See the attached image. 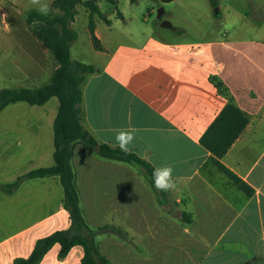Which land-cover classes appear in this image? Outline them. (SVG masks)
I'll return each instance as SVG.
<instances>
[{"label":"crops","instance_id":"0c3cea01","mask_svg":"<svg viewBox=\"0 0 264 264\" xmlns=\"http://www.w3.org/2000/svg\"><path fill=\"white\" fill-rule=\"evenodd\" d=\"M56 13L53 9L49 15ZM168 34L154 28L142 40L133 33L119 40L96 25L103 50H96L95 60L87 64L97 71L82 85V124L100 144L111 147L114 130L137 129L130 152L154 168L173 167L174 198L179 202L188 195L194 221L183 227L162 211L135 169L77 144L73 163L87 221L93 228L118 225L143 250L139 254L114 237H101L99 249L110 264H264V32L256 37L226 31L190 41ZM18 43L7 49V56L17 48V53L30 55V44L26 48ZM15 60L6 62L15 66ZM18 66L16 73L0 67V87L32 85L30 72ZM213 77L225 84L228 95L218 91ZM230 99L248 115L249 124L221 162L253 190L250 197L216 171L210 177L201 173L211 154L200 140ZM50 100L43 106L18 102L0 113V168H8L0 173V186L54 166V122L60 105L51 106ZM21 103L30 107L17 109ZM57 198L52 212L27 222V216ZM0 215L8 231L0 239V261L16 247L22 252L16 257H28L38 239L70 225L56 176L28 180L11 194L0 191ZM59 251L54 246L43 262L51 256L52 263L81 264L82 247L73 248L63 261Z\"/></svg>","mask_w":264,"mask_h":264},{"label":"trees","instance_id":"16d2710c","mask_svg":"<svg viewBox=\"0 0 264 264\" xmlns=\"http://www.w3.org/2000/svg\"><path fill=\"white\" fill-rule=\"evenodd\" d=\"M99 1L101 0H54L52 8L58 13L48 16L41 15L35 9L28 11L26 23L32 27L34 36L42 43V46L51 53L56 68L49 83L42 87L0 90V113L11 104L25 102L31 106H43L54 97L58 99L60 105L54 122V166L32 171L13 184L0 186V191L11 194L28 180L59 177L63 189V209L68 212L70 219L68 228L38 239L28 257H16L12 264H41L56 245L60 246L58 254L60 261L65 260L73 248L82 247L84 254L81 264H110L100 252L98 241L100 237H114L135 252L143 253L135 238L118 225L113 223L93 228L88 223L82 208L81 194L77 185V171L73 163L74 149L77 144L84 145L102 159L124 163L135 169L154 194L162 211L177 220L183 227H188L194 221V212L188 195L178 202L174 198L173 191L157 190L152 179L155 169L153 166L135 153L125 154L118 147L100 144L82 124V85L86 77L97 70L91 65L72 59L71 46L78 40V33L72 28V24L79 13L77 7H84L90 14L88 28L92 44L95 50L102 51L103 47L95 35V19L99 18L108 25L111 21L101 12ZM107 1L115 3V0ZM158 1L168 4L176 0ZM212 6L215 8L217 2L212 1ZM214 15L218 17L217 14ZM173 30L176 32V28ZM211 81L221 94L228 95V89L220 79L213 77ZM248 124V115L234 103L233 99H230L204 133L200 143L211 154L210 159L201 169L202 175L210 177L212 171H216L226 177L239 191L250 197L253 190L221 162Z\"/></svg>","mask_w":264,"mask_h":264},{"label":"rangeland","instance_id":"374dc122","mask_svg":"<svg viewBox=\"0 0 264 264\" xmlns=\"http://www.w3.org/2000/svg\"><path fill=\"white\" fill-rule=\"evenodd\" d=\"M212 1L217 2L215 8L212 6ZM98 5L105 17L112 21V25L109 26L96 18L97 27L103 34L112 33L114 38L119 40L127 39L129 33L136 34L134 38L142 40L144 32H151L154 28L161 29L157 18L160 8H164L165 11L162 18L176 28V32L166 29L171 36L168 35L178 40L208 39L224 34L226 31L231 34L261 37L264 32V0H176L168 4H162L158 0H115V3L102 0ZM33 9L37 10L31 0H0V67L14 73H16V66L24 67L25 71L32 75L30 81L32 85L23 87L35 89L49 83L56 64L52 55L45 52L44 48L33 40L32 27L26 23L27 12ZM77 9L79 13L72 28L78 33V40L71 46V55L74 60L89 64L95 60L96 55L88 28L90 14L82 6H78ZM216 9L219 10L218 13L215 12ZM149 11H152L151 15ZM119 14L121 15L118 16ZM145 19L148 21L145 22ZM29 38L31 42H28ZM18 42L25 47L27 43L30 44V55L17 53V48L15 52H10V56H7V49L11 45L16 46ZM8 59H16L15 66L8 64L6 62ZM1 83H4L2 79H0ZM7 87L18 88L16 85H4L0 87V90ZM21 104L23 106L17 109L30 107L25 103ZM49 104L51 106L58 104L57 98L51 99ZM7 171L8 168H0V173L5 174ZM58 202V198L48 200L46 208L41 207L39 213H31L26 217L27 222L42 219L56 208ZM2 220L3 217L0 215V239L5 238L8 232L7 225L3 224ZM18 222L16 221V232L20 228ZM51 228L54 230L57 227L53 225ZM33 239L34 237L26 244L32 243ZM100 239L101 237L98 241ZM21 253L16 247L13 254L1 256L0 264H10L12 258ZM42 264L61 263L58 260L52 263L51 256H48Z\"/></svg>","mask_w":264,"mask_h":264},{"label":"clouds","instance_id":"9594fccd","mask_svg":"<svg viewBox=\"0 0 264 264\" xmlns=\"http://www.w3.org/2000/svg\"><path fill=\"white\" fill-rule=\"evenodd\" d=\"M32 5L36 6L37 11L44 16H48L53 11L50 0H31ZM115 131V145L120 151L128 154L130 152V145L133 143L137 129H116ZM153 184L155 188L162 192L174 191L177 187L173 178V167L171 165H164L156 167L152 173Z\"/></svg>","mask_w":264,"mask_h":264},{"label":"water","instance_id":"95a60500","mask_svg":"<svg viewBox=\"0 0 264 264\" xmlns=\"http://www.w3.org/2000/svg\"><path fill=\"white\" fill-rule=\"evenodd\" d=\"M215 12L218 13L219 10L216 9ZM164 14H165L164 8H160L158 10V15H157L158 20L161 19L164 16ZM160 26H161V28H164V29H169V30H173L174 29V26L170 22H168L166 20H163L161 22Z\"/></svg>","mask_w":264,"mask_h":264},{"label":"flooded vegetation","instance_id":"af4514ba","mask_svg":"<svg viewBox=\"0 0 264 264\" xmlns=\"http://www.w3.org/2000/svg\"><path fill=\"white\" fill-rule=\"evenodd\" d=\"M164 20V18L159 19V24H161V22Z\"/></svg>","mask_w":264,"mask_h":264}]
</instances>
